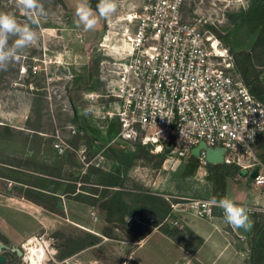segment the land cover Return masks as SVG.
Wrapping results in <instances>:
<instances>
[{
    "label": "rangeland",
    "instance_id": "1",
    "mask_svg": "<svg viewBox=\"0 0 264 264\" xmlns=\"http://www.w3.org/2000/svg\"><path fill=\"white\" fill-rule=\"evenodd\" d=\"M248 1L183 0L180 10L184 20L196 23L200 30L213 34L232 54L233 51L249 50L257 34L250 33L249 27L239 20ZM78 2L46 0L48 14L40 17L39 23L34 26L40 37L39 42L25 50L8 71L0 72V207L6 209V213L17 212L9 216L23 215L22 222L28 224L31 233L51 236L52 244L63 249L61 253L74 249L79 242L84 243V250L75 255L80 264H141L136 255L127 258L130 254L128 251L138 248L140 241H130L124 232L116 229H112L111 238L100 237L98 234H102L101 230L105 227L101 211L75 201L74 194H69L66 202H61L59 196L72 187L70 183L74 184L76 192H83L79 195L87 196L85 192L89 183L81 178L87 173L89 165L100 163L110 167L111 162L103 156L108 145L131 151L142 145L137 141L123 144L116 136L104 142L96 133L81 129L82 117L98 128H105L108 124L100 114L95 113L94 104L85 99V93L104 92L101 65L109 61L112 55L124 53L126 22L123 17L138 8L142 0H117V13L108 19H99L96 28L88 32L75 24L74 10ZM0 12L14 15L19 23L27 22L16 7L15 0H0ZM261 79L264 82V68L261 69ZM104 100L99 98L101 105ZM85 109H90L87 115ZM56 133L69 144V149L61 156L52 149ZM75 135L78 145L74 143ZM81 146L85 147L83 156L76 154ZM188 159L175 168L174 161L166 163L165 168L162 161L157 170L138 161L128 176L177 207L184 206L191 199H211L205 179L207 167L197 169L191 178L180 177ZM70 162L74 164L70 170L73 173L71 176L68 170H63V165ZM43 172L50 173L52 181L47 179L41 182L44 177L39 175ZM12 181L27 183L31 187L24 188ZM228 181L233 192L234 186L241 185L242 190L252 187L249 180L243 182L237 175L229 177ZM44 185L52 194L40 191L39 186ZM12 188L22 192L25 198H12ZM263 194L261 191V196ZM28 198L35 202L26 201ZM229 199L246 208L253 205V202ZM214 214L224 217L218 207L214 209ZM248 214L251 217L252 214ZM172 217L178 219L182 244L165 236L154 240L151 245L161 251L153 250L151 259L158 254V264H247L251 231L249 234L244 230L238 233L224 224L217 232L223 236L221 242L224 243H212L213 247L207 248L203 246V228H207L205 221L211 219L196 217L187 210L173 212ZM147 222L144 219L139 223L146 229L153 224L149 219ZM159 225L170 226L159 223L151 230H159ZM89 234L100 237V240L93 245L88 244ZM0 240L11 247L6 239L0 237ZM17 264H21L19 259ZM47 264L55 263L49 261Z\"/></svg>",
    "mask_w": 264,
    "mask_h": 264
},
{
    "label": "built area",
    "instance_id": "2",
    "mask_svg": "<svg viewBox=\"0 0 264 264\" xmlns=\"http://www.w3.org/2000/svg\"><path fill=\"white\" fill-rule=\"evenodd\" d=\"M182 2L142 0L138 8L125 14L126 49L102 63L104 92H86L85 99L106 121L117 120L115 136L123 144L137 141L149 145L152 153L165 151L163 168L171 161L174 168L186 161L199 143L223 148L221 164L237 171L247 169L250 174L258 167L256 176L248 177L252 192L257 193L253 192V205L247 209L251 214L264 213V103L250 93L220 40L183 19ZM99 98L105 99L102 105ZM52 149L61 156L69 144L56 133ZM77 151L83 156L85 147ZM197 158V169H205L209 163L204 149ZM212 201L196 198L181 207L170 202L171 212L160 224L178 225L173 212L186 210L210 220L216 208ZM37 245H44L46 254L49 239L43 233L30 236L20 246L19 261L30 264L27 254ZM63 262L79 264L74 259Z\"/></svg>",
    "mask_w": 264,
    "mask_h": 264
},
{
    "label": "trees",
    "instance_id": "3",
    "mask_svg": "<svg viewBox=\"0 0 264 264\" xmlns=\"http://www.w3.org/2000/svg\"><path fill=\"white\" fill-rule=\"evenodd\" d=\"M89 3L95 11L98 0H89ZM239 20L249 27L250 33L256 32L257 34L249 50L232 52L234 66L250 93L264 103V82L261 79V69L264 68V0H249ZM81 121L82 130L96 133V136L104 142L113 138L119 130V124L115 118L108 120L105 128L93 126L85 117H82ZM73 139L76 143L77 135ZM103 156L111 162L110 168L105 170L102 167L89 165L87 173L81 178L83 182L89 183L88 190L85 192L87 196L76 195L74 198L103 213L105 227L101 232L104 236L111 238L112 229H116L124 232L129 240H138L149 233L152 226L158 225L171 212V207L169 200L155 194L149 188L135 183L128 176V172L136 166L138 161L144 162V166H151L157 170L164 159L165 151L152 153L150 146L145 145H138L132 151L116 145H108ZM198 165V158L190 156L183 165L180 177L182 179L193 177ZM207 172L205 179L208 182L209 193H211L210 198H225L228 179L237 175V169L223 164H208ZM129 216L133 218L130 219L128 226H125V219ZM149 218L153 219L152 226L143 229L139 222H143L145 219L148 223L147 219ZM251 219L252 228L247 264H264V213L254 212ZM158 229L173 241L182 244L179 225H159ZM88 238V244H94L99 240L98 237L91 234L88 235ZM79 244L84 245L82 242ZM13 254L16 255L14 252Z\"/></svg>",
    "mask_w": 264,
    "mask_h": 264
},
{
    "label": "crops",
    "instance_id": "4",
    "mask_svg": "<svg viewBox=\"0 0 264 264\" xmlns=\"http://www.w3.org/2000/svg\"><path fill=\"white\" fill-rule=\"evenodd\" d=\"M77 153H78V151L76 152V154ZM69 164L63 165V170H68L69 171L68 174L71 176L73 173L70 170H71V167H73L74 164H71V163H69ZM97 167H102L105 170L110 168V167L107 168L105 166H97ZM39 176L40 177H44L43 179H41V182L42 181H46L47 179L49 181H52V180H50V179H52V177L50 176V173H48V172H43V174H40ZM238 178L241 181H243V182H245V180H249L248 177L244 178V177H240L239 176ZM74 179H77V177L74 178ZM12 183L15 184V185H21L24 188L31 187V186H29L30 184L29 185L27 183L22 184L20 181H16V182L12 181ZM70 184H72L71 185L72 187H69V189L67 191L66 190L63 191L62 196L59 195L62 198L61 202L68 201V199L70 198L68 196L69 194H72V195L74 194L73 195V199H75L74 197L76 195L79 196V193H81V194L83 193L82 191L76 192L74 184L73 183H70ZM27 185H28V187H27ZM36 187H38V186H36ZM235 187L236 186L233 187L234 188V192H233V189H230L229 182H228V188H227V193H226L225 197H227V198L231 197V198H233L235 200H239V201L253 202V197H254L253 192L257 193V191H253L252 192L251 188H247L245 190H242L241 189V185L237 186L236 188ZM39 188L41 189L40 191H42V192L44 191L45 194H52V192H50V190H47L46 185H44V187L39 186ZM12 189H13V193H10L12 198H14L16 200L25 198V196H24V194L22 192H17L15 188H12ZM261 198H262V203H264V195H262ZM28 199L29 200H26L28 202H31V201L33 202L34 201L31 198H28ZM75 201H78V202H81V203L85 204L84 202H82V201H80L78 199H75ZM95 209L97 210V208H95ZM15 213H17V212L14 211L12 213H6V209L0 207V237L6 239L10 246L20 247L21 244L24 241H26L30 236H32L34 234H40V233H31L29 231V227L27 226L28 224H26V222H22V216L23 215L20 216L18 214V215H11L12 217L9 216V214H15ZM100 214H101V220L105 224V222L103 221V213L100 212ZM130 217H132V216L126 217L125 222ZM60 218L63 219V216H60ZM250 221H251V228H252V219H251V217H250ZM205 222H206L205 226L207 228H203L204 229L203 237L205 238L203 246L204 247L207 246V248H212L213 247V246H211L212 243L217 244V245H220V244L224 243V242H221L223 236L217 234L219 227L220 228L223 227L224 224L227 225L226 222H225L224 217H219V216L215 215V217L212 218L210 221H205ZM125 226H126V224H125ZM251 228L248 229V230H244V229H239L238 230V229H235V228L234 229L238 233H242V230H244L246 234H249V232L251 231ZM226 229H228V228H226ZM216 234H217V236H214ZM44 235L46 236V234H44ZM98 235L100 237L104 238V236H102L103 234H98ZM164 236L167 237L160 230H156V229L155 230H151L149 233L145 234L143 237H141L138 240H136V241H140V243H139L140 246L138 248H136L135 250H133V251H128V252H130V254H129V256L127 258L130 259V258H132L131 257L132 255H136L138 257V259H139L141 264H154L155 262H156L155 264H158L159 255L157 254L156 257H155V255H153L154 257H152L153 259H151V255H152L151 253H153V250H155L157 252H159L161 250H159V248L157 246H153L151 244H152V242L154 240L156 241L159 238H162V237L164 238ZM96 237H98V236H96ZM100 237H98L99 240H100ZM47 238L49 239V245H48L47 250H46V259L44 261L45 264H47V262H49V261L50 262H54L55 264H62V263H65V262H63L64 259L77 260L75 255H77V253H79L78 251H80V250L82 251L85 248V245H80L79 243H77V245H76V247L74 249H69L68 251L66 250L63 253H61L60 251H62L63 249H59L57 246L52 244L53 243L52 242L53 238L51 236H47ZM0 242H3V241L0 240ZM90 245H93V244H90ZM60 248H63V246L60 247ZM4 254H5L6 259H7L5 264H7L9 262H11L12 264H17V256L14 255L13 252L5 251ZM161 261H163V259H161ZM65 264H67V263H65ZM90 264H96V262H93V263H90ZM161 264H163V262Z\"/></svg>",
    "mask_w": 264,
    "mask_h": 264
},
{
    "label": "clouds",
    "instance_id": "5",
    "mask_svg": "<svg viewBox=\"0 0 264 264\" xmlns=\"http://www.w3.org/2000/svg\"><path fill=\"white\" fill-rule=\"evenodd\" d=\"M46 0H15L16 7L26 17L25 23H19L14 15L0 12V72H6L9 66L19 61L22 53L39 42L35 25L39 18L46 16ZM118 11L117 0H98L95 11L89 0H79L74 10L75 24L85 32L96 28L99 19H108ZM90 109H85V114ZM213 206L223 210L226 224L235 229L248 230L251 221L248 209L238 205L227 197L213 200Z\"/></svg>",
    "mask_w": 264,
    "mask_h": 264
},
{
    "label": "water",
    "instance_id": "6",
    "mask_svg": "<svg viewBox=\"0 0 264 264\" xmlns=\"http://www.w3.org/2000/svg\"><path fill=\"white\" fill-rule=\"evenodd\" d=\"M167 145H169V143H167ZM201 149H204L205 160L209 164H221L223 160V153H224L223 148L221 147L210 148V147H207L204 143H199L197 146L191 149L192 156L198 157ZM263 164H264V160H263ZM257 169L258 167H256L250 174H248L247 169H241L238 171V175L244 178L245 177L254 178L257 174ZM5 251H11V252L16 253L17 260L22 255V249L20 247H16V246L9 247L3 242H0V264H4L7 260L6 256L3 254V252Z\"/></svg>",
    "mask_w": 264,
    "mask_h": 264
},
{
    "label": "bare ground",
    "instance_id": "7",
    "mask_svg": "<svg viewBox=\"0 0 264 264\" xmlns=\"http://www.w3.org/2000/svg\"><path fill=\"white\" fill-rule=\"evenodd\" d=\"M110 37H111V35H110ZM112 39H113V37H112ZM45 259H46V254H45L44 245H42V246L37 245L36 247H31L29 253L27 254V260L30 261V264H45L44 263Z\"/></svg>",
    "mask_w": 264,
    "mask_h": 264
}]
</instances>
